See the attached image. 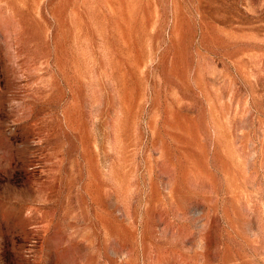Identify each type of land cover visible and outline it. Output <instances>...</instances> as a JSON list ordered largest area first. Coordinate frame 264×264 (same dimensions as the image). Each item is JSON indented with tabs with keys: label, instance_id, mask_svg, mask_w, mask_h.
Returning <instances> with one entry per match:
<instances>
[{
	"label": "rangeland",
	"instance_id": "1",
	"mask_svg": "<svg viewBox=\"0 0 264 264\" xmlns=\"http://www.w3.org/2000/svg\"><path fill=\"white\" fill-rule=\"evenodd\" d=\"M0 264H264V0H0Z\"/></svg>",
	"mask_w": 264,
	"mask_h": 264
},
{
	"label": "clouds",
	"instance_id": "2",
	"mask_svg": "<svg viewBox=\"0 0 264 264\" xmlns=\"http://www.w3.org/2000/svg\"><path fill=\"white\" fill-rule=\"evenodd\" d=\"M253 238L257 237V234L255 232L252 233Z\"/></svg>",
	"mask_w": 264,
	"mask_h": 264
}]
</instances>
